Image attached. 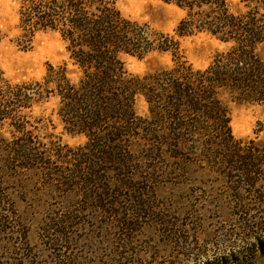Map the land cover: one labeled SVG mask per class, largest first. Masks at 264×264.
Segmentation results:
<instances>
[{
  "label": "trees",
  "instance_id": "trees-1",
  "mask_svg": "<svg viewBox=\"0 0 264 264\" xmlns=\"http://www.w3.org/2000/svg\"><path fill=\"white\" fill-rule=\"evenodd\" d=\"M116 1H18L21 38L30 43L39 32L58 33L73 65V82L66 66L48 67L39 82L14 84L0 73V169L46 166L45 177L53 176L63 186L76 181V188L90 194L91 208L117 217L116 225L126 233L133 232L131 222L147 211L141 193L120 194L137 190L125 181L134 169L132 146L138 145L143 153H167L173 161L167 174L179 185L197 178L194 174L203 167L208 173L226 169L230 174L223 172V179L254 188L263 175L257 168L264 162L251 158L258 153L252 141L233 139L224 97L234 104H264V62L256 54L264 45V0H159L182 13L173 35L122 17ZM202 33L228 47L197 70L186 60L179 39ZM152 53L168 54L170 67L142 77L127 73L121 56ZM51 97L58 99L56 114L64 130L85 138L63 162L77 165L67 177L48 173L49 162L37 157L39 146L30 124L33 107ZM138 97L147 107L144 117L135 112ZM153 162L148 169L154 175L167 170L163 162ZM234 172L240 175H231ZM104 182L120 188L113 194L126 202L123 212L117 211L121 203L107 202L108 194L98 188ZM244 201H237L239 210L245 208ZM9 207L13 206L0 191V236L15 235L5 243L7 250L25 251L27 230ZM72 221L49 220L43 232L63 235ZM56 243L50 240L52 246ZM242 250L238 256L246 259L249 250ZM259 252L264 255V246Z\"/></svg>",
  "mask_w": 264,
  "mask_h": 264
},
{
  "label": "rangeland",
  "instance_id": "rangeland-1",
  "mask_svg": "<svg viewBox=\"0 0 264 264\" xmlns=\"http://www.w3.org/2000/svg\"><path fill=\"white\" fill-rule=\"evenodd\" d=\"M18 1L0 0L2 78L14 84L39 82L48 67L66 66L68 78L73 82V65L66 43L58 33L39 32L30 43L21 38ZM116 7L122 17L169 35L174 34L182 17L175 7L159 0H117ZM179 44L188 63L197 70L205 69L217 53L228 47L203 33L183 37ZM256 54L264 62V45ZM121 60L127 73L138 77L171 65V57L159 53L142 58L123 55ZM224 103H227L233 139L252 141L258 153L251 158L264 162V104H234L227 96ZM57 107L55 97L33 107L30 124L34 126L33 137L39 146L37 157L49 162L48 173L60 172L67 177L71 171L75 172L77 165L63 162L85 143V138L64 130L56 114ZM135 112L141 117L147 115L141 97L136 100ZM130 154L135 161L134 169L125 181L129 188L135 186L137 190H121L120 194L141 193L140 202L146 204L147 211L141 219L131 222L133 232L129 233L116 225L117 217L94 211L93 204L87 200L90 194L76 188V181L63 186L53 181L56 180L53 176L45 177L46 166L0 169V191L13 206L8 208L14 213L11 215L24 224L28 242L25 251L13 248L9 251L10 246L5 243L16 236L1 235L0 264H264V255L259 252L260 246H264V164L257 168L263 175L254 188L240 187L223 179V172L224 176L230 174L226 169L208 173L203 167L194 174L197 178L179 185L167 174L173 162L167 153H143L135 145ZM153 160L163 162L162 168L167 170L151 173L148 167ZM98 188L108 194L107 202L121 203L117 211L127 208L124 199L113 194L120 190L116 185L104 182ZM240 198L245 200V208L239 210ZM67 217L74 221L63 235L43 232L49 220ZM50 240H57V245L52 246ZM241 248L249 250L246 259L238 256L243 251Z\"/></svg>",
  "mask_w": 264,
  "mask_h": 264
}]
</instances>
